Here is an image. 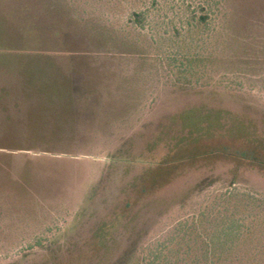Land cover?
I'll return each instance as SVG.
<instances>
[{"label": "rangeland", "instance_id": "obj_1", "mask_svg": "<svg viewBox=\"0 0 264 264\" xmlns=\"http://www.w3.org/2000/svg\"><path fill=\"white\" fill-rule=\"evenodd\" d=\"M200 1L0 0V264H142L240 217L264 264V0L190 28Z\"/></svg>", "mask_w": 264, "mask_h": 264}, {"label": "trees", "instance_id": "obj_2", "mask_svg": "<svg viewBox=\"0 0 264 264\" xmlns=\"http://www.w3.org/2000/svg\"><path fill=\"white\" fill-rule=\"evenodd\" d=\"M153 3L156 5V0H153ZM219 7L218 0L200 1L196 8L192 9L193 22H189V27L208 28L210 22L219 14ZM147 12L148 10H138L132 13L139 27H145ZM177 57L173 56L169 59L173 63L180 62L185 69L202 59L200 55L194 54ZM247 218H231L223 223L219 231H215L212 235L206 234V237L200 232L193 234L198 226L182 224L177 233L178 236L182 238L183 235L184 238L189 235L190 239L183 245L176 244L177 248H174L173 240L159 243L149 251L142 264H261L256 259L249 260L239 254L249 247L258 248L257 242L250 238L253 237L258 223L255 218H252L250 222ZM236 251L239 252L235 254Z\"/></svg>", "mask_w": 264, "mask_h": 264}]
</instances>
